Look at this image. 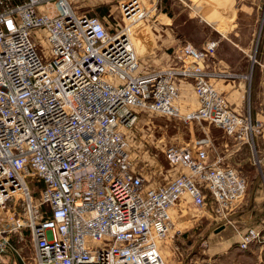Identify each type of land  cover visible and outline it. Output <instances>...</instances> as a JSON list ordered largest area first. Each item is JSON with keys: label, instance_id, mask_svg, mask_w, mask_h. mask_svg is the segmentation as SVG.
I'll list each match as a JSON object with an SVG mask.
<instances>
[{"label": "built area", "instance_id": "2783aa9c", "mask_svg": "<svg viewBox=\"0 0 264 264\" xmlns=\"http://www.w3.org/2000/svg\"><path fill=\"white\" fill-rule=\"evenodd\" d=\"M72 2L0 0V264H167L160 242L172 206L187 200L219 226L247 177L223 154L211 158L206 143L185 142L165 146L177 171L151 184L122 127L136 109L155 111L207 120L252 148L260 124L213 82L241 76L208 64L219 39L181 44L179 64L149 67L127 27L150 11L140 0H118L123 26ZM181 80L195 96L184 112ZM238 235L239 249L264 247V223ZM204 254L180 263L220 264Z\"/></svg>", "mask_w": 264, "mask_h": 264}, {"label": "rangeland", "instance_id": "374dc122", "mask_svg": "<svg viewBox=\"0 0 264 264\" xmlns=\"http://www.w3.org/2000/svg\"><path fill=\"white\" fill-rule=\"evenodd\" d=\"M72 1L78 10H87L101 16L105 15L110 24L117 21L122 26L124 25L121 22L118 10V0ZM152 1L156 5L155 9H152L153 7L150 5ZM225 1L213 0L214 3L220 2L221 6H218V8L209 6V12L203 13L200 9L194 10L178 0H140L142 9L150 11L148 15L135 21L133 26L136 22H140V32L149 40V44L148 50L138 52V55L143 56V63H146L149 67L175 66L179 64L178 59L175 57V51L171 47L164 49L163 45L165 44L161 45V41L167 43L171 39L176 40V38H179L182 42L187 41L195 46H201L209 39H219L214 56L223 57L232 62L234 67L245 69L248 73L244 84H242L243 97L240 103L235 104L233 102L230 104L237 111L248 110L252 122L257 121L261 130L262 122L256 118L254 112L260 108L264 110V104H260L254 99L255 91L258 90L259 86V82L255 81L259 68L252 63L255 58L259 59V54L256 53L254 57L251 50L249 52L250 56L244 55L242 45H249V48L253 49L260 27L264 25V9L255 11L252 10V7L247 6L236 9L238 4L233 1L235 6L231 5L230 12L226 13L227 16H222V7H224L223 3ZM198 2L208 3L209 0H194V3L197 4ZM134 29L136 28L133 27L131 33ZM262 43V35H260L259 46ZM149 52L150 54H147ZM230 80L213 79V82L221 91L222 81L228 82ZM179 91L181 111L184 112L189 107H194L195 96L191 82L181 80ZM227 98L229 102L232 101L229 96ZM122 130L128 141V151L131 157L137 163V166L142 167L145 177L151 184L163 183L177 171V168L171 167L167 163L163 154V149L169 144L206 143L211 158L223 154L222 162L241 169L246 174L247 180H249V174L257 173L259 168L263 166L262 162L260 164L254 163L255 156H261V150L264 149L260 131L255 136L254 147L251 148L247 144L237 145L233 137L228 136L221 128L216 127L207 120L186 122L177 115L142 109H136L129 126L122 127ZM159 169L161 171H158ZM30 185L33 184L30 183ZM170 214L172 222L170 236L160 242V252L167 264L170 260L174 264H180L177 261L179 257L176 256V250L173 248L174 236L172 235L176 229L190 234V237H195L194 239L199 238L198 246H196L199 251L202 249L208 250L207 237H211L217 228L212 216H208L207 213L197 209L192 203L184 199L172 206ZM211 219L214 224L211 229H208L206 227ZM206 252L207 254L204 255H210L213 258L210 250Z\"/></svg>", "mask_w": 264, "mask_h": 264}, {"label": "crops", "instance_id": "0c3cea01", "mask_svg": "<svg viewBox=\"0 0 264 264\" xmlns=\"http://www.w3.org/2000/svg\"><path fill=\"white\" fill-rule=\"evenodd\" d=\"M233 1L238 4L236 9L242 8V6L252 7V10L255 11H258L257 9H264V0H226L225 3H223L224 7H222V16H227V14L230 12ZM213 3V0H209L208 3L198 2L196 4L193 2L191 6L194 10L200 9V11H202L203 13H208L211 6H214L215 8L221 6L220 2L214 3V5H212ZM134 27L136 29H134L131 33V37L133 43L136 46L137 54H139L138 52H146L148 50L149 40L141 34L140 22ZM260 35H262L263 41L261 46H259ZM184 43L190 42H182L179 38H176V40L171 39L167 43H164L162 41L160 42L161 45L165 44L163 45L164 49H169L171 47L173 50ZM251 50L253 51L254 57L256 53L259 54V59L255 58L252 62L259 68V73L255 80L259 82V86L258 90L255 91L254 99L258 103L264 104V25L260 27L259 33L254 42L253 49H250L249 45H242V51L244 55L250 56L249 52ZM208 64L214 65L215 67L221 69L233 70L241 75L236 79H232L228 82L222 81V84L220 85L221 91L226 94L227 97L229 96V98H232V101H230V103H240L241 98L243 97L242 84H244L245 79L247 78L242 75H248L246 70L234 67L232 62L227 61L223 57L214 56L211 61L208 62ZM254 113L256 118H258L262 122L260 137L261 141L264 144V110L260 108L258 110H255ZM261 151L263 166L259 168V171L257 173H252L251 175L249 174V180H247V188L244 199L234 210L230 212V221L224 223L223 226L219 229V232L215 229V233L211 235V237H207L209 245L208 250L206 251L209 252L210 250V254L213 255L214 261L217 260V262L219 261L220 264H264V247L259 246V244H251L246 249L237 248V242L239 240V230L245 229L247 226L260 227L264 223V149H262ZM213 222L214 221L212 219L209 220L206 228L211 229L213 227V224L215 223ZM174 232L175 233H173L172 235L174 236L173 248H175L176 250V256L179 257L177 260L178 263H180L181 259L184 260L189 257H197L199 255V250L196 246H198L197 243L199 238L194 239L195 237H190V234H186L181 231L176 232L174 230ZM169 264H174V262L170 260Z\"/></svg>", "mask_w": 264, "mask_h": 264}, {"label": "bare ground", "instance_id": "6f19581e", "mask_svg": "<svg viewBox=\"0 0 264 264\" xmlns=\"http://www.w3.org/2000/svg\"><path fill=\"white\" fill-rule=\"evenodd\" d=\"M192 5V4H191ZM192 7V6H191ZM139 22H136L135 24H134V26L136 25V24H138ZM133 26V23L131 24L130 23V21L129 22H127V27H128V30H129V33H130V37H131V30H132V28L134 27ZM131 40H132V37H131ZM132 43H133V40H132ZM133 47H134V49H135V51H136V46H135V44L133 43ZM136 53H137V51H136Z\"/></svg>", "mask_w": 264, "mask_h": 264}, {"label": "water", "instance_id": "95a60500", "mask_svg": "<svg viewBox=\"0 0 264 264\" xmlns=\"http://www.w3.org/2000/svg\"><path fill=\"white\" fill-rule=\"evenodd\" d=\"M223 226V224L217 226L216 230L220 229Z\"/></svg>", "mask_w": 264, "mask_h": 264}]
</instances>
